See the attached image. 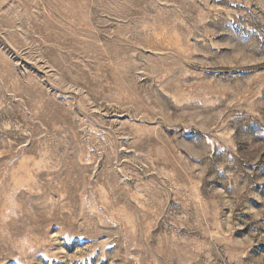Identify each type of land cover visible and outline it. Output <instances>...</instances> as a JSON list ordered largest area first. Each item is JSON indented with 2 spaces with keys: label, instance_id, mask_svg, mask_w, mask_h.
<instances>
[{
  "label": "rangeland",
  "instance_id": "obj_1",
  "mask_svg": "<svg viewBox=\"0 0 264 264\" xmlns=\"http://www.w3.org/2000/svg\"><path fill=\"white\" fill-rule=\"evenodd\" d=\"M0 264H264V0H0Z\"/></svg>",
  "mask_w": 264,
  "mask_h": 264
}]
</instances>
